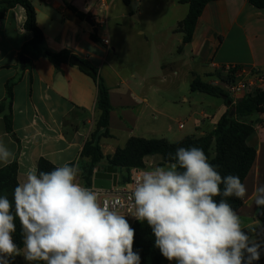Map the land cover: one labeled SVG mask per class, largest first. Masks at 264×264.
Listing matches in <instances>:
<instances>
[{
    "label": "crops",
    "instance_id": "1",
    "mask_svg": "<svg viewBox=\"0 0 264 264\" xmlns=\"http://www.w3.org/2000/svg\"><path fill=\"white\" fill-rule=\"evenodd\" d=\"M30 1L37 13V24L44 34L43 47L53 52L70 50L80 60L90 62L109 88L112 110L109 135L100 141L103 155L112 156L131 137L147 139V134H154L156 126L151 122L158 121L157 115L166 118L168 114L158 100L151 99L145 75H140L137 81H133L136 75L133 72L126 75L120 67L124 56L123 50L118 51V40L124 47L130 44L134 33L141 37L146 35L143 31L131 33V29L124 27V13L117 11L113 14L112 9L116 10L115 3L119 0ZM173 1L188 6L180 3V0ZM71 7L86 15V18L90 17L92 24L86 18L80 19ZM103 13L106 18L102 17ZM187 13V10L184 11L181 20ZM25 20L26 12L21 6L10 9L0 20V103L6 98L7 82L15 83L13 135L7 132L4 116L0 115V140L13 152L12 161H18L19 184L26 180L30 168L38 166L40 159H46L56 167L64 164L78 165V182L82 184V169L88 160L81 157V152L95 130L100 114L97 110V83L79 67L69 63L56 69L45 57L32 60L27 56V63H22V46L32 38V33L24 28ZM92 34L99 38L98 42L91 39ZM104 39L109 40V46L103 44ZM145 41L148 43L149 38L145 37ZM180 41L183 43V38ZM187 46L190 47L194 60L199 59L201 65L211 62V66L216 69L215 73H203L207 80L199 77L223 88L225 83L217 79V72L224 66H240L246 72H264V9L251 6L247 0L213 1L205 7L192 41L182 44L179 53L183 54ZM189 73L193 78L196 76L191 69ZM189 97L183 95L179 106L190 104L192 110L191 100L195 96L189 94ZM222 101L212 115L206 110L197 109L189 114L186 122H192L193 135H203L214 128L227 111V106ZM165 102L178 105L172 100ZM258 119H264V113L251 118L252 121ZM180 124L183 125L182 128ZM185 128L186 124L179 121L178 129L182 131ZM248 143L257 150V157L244 181L248 194L237 214L241 219L242 229H250L252 238L263 245L264 228L257 219L254 189L264 184V128L256 129ZM151 160L152 157L146 159V169L143 170L163 166L161 159ZM168 166L170 164L163 167ZM104 168L105 161L100 169L95 170L102 171ZM117 174L120 184L125 173L117 171ZM128 222L132 227L134 221ZM11 264L29 262L21 254Z\"/></svg>",
    "mask_w": 264,
    "mask_h": 264
},
{
    "label": "clouds",
    "instance_id": "2",
    "mask_svg": "<svg viewBox=\"0 0 264 264\" xmlns=\"http://www.w3.org/2000/svg\"><path fill=\"white\" fill-rule=\"evenodd\" d=\"M13 157L0 140V165L7 166ZM78 174V165L64 164L50 172L33 166L15 187L13 201L0 196V264H11L21 254L29 264H140L133 251L135 230L126 215L108 200L101 202L97 191L78 182ZM247 194L239 176L222 177L203 149L181 147L170 166L136 177L127 215L147 222L155 246L168 261L254 264L264 245L242 229L226 200L214 199L243 200ZM254 202L264 214V184L254 189ZM17 219L23 250L13 238Z\"/></svg>",
    "mask_w": 264,
    "mask_h": 264
},
{
    "label": "trees",
    "instance_id": "3",
    "mask_svg": "<svg viewBox=\"0 0 264 264\" xmlns=\"http://www.w3.org/2000/svg\"><path fill=\"white\" fill-rule=\"evenodd\" d=\"M213 1L219 0H180V3L188 4V13L183 20L178 22L176 29L183 34V44H188L192 41L198 21L205 7ZM124 2L127 5L129 4L128 0H124ZM247 2L257 9H264V0H247ZM17 6L25 9L26 20L24 28L32 33L31 40L22 46L21 54L32 60L45 57L56 69H60L62 64L69 63V59L72 56L70 50L64 49L59 52H53L43 47L44 34L37 24V13L30 0H0V20L6 16L10 9ZM71 8L80 19L86 18V15L78 12L73 7ZM91 39L95 42L99 41V38L94 34L91 35ZM181 49L182 47L179 51ZM83 62L97 73L93 76L91 73L80 68L81 71L89 75L97 83V110L100 113L96 121L95 130L81 152V157L88 160L82 169L81 180L83 186L88 188L93 187L95 169H100L103 161H105L106 167L110 166L117 169L119 173H125L120 184H128L133 169H146L145 161L148 157L161 156V165L171 164L174 162L176 150L181 147H198L203 149L209 162L217 166V171L222 177L236 175L244 183L257 157V150L249 145L248 139L256 131L255 125L257 123L256 121H252L251 118L264 113V89L253 88L242 96L236 104H233L225 88L221 85L206 82L199 76H194L190 85L192 92L222 98L227 106V111L219 118L213 129L206 131L203 135L194 134L186 136L175 143H171L166 139L131 137L123 147H118L112 156H104L100 141L103 137L109 135L108 126L112 110L109 88L99 75L97 68L86 60ZM241 69L240 66H236L229 72H225L222 69L217 72V79L224 83L234 81V74ZM14 84L12 81L7 82L6 98L0 103V115L4 116L6 130L11 135H13L12 105ZM18 168V161L16 159L7 166L0 168V196L6 195L10 201H13L14 189L19 184ZM37 168L39 171L50 172L56 166L46 159H40ZM179 170L183 171L182 169ZM221 188H223V185H221ZM214 199L217 202L221 199L226 200L236 212L244 204L243 200L235 197L217 196ZM257 219L264 228V214H260L257 211ZM15 223L16 232L13 234V238L17 246L23 249L21 225L18 219ZM132 228L135 230L133 251L139 254L140 264H176L175 261H168L161 254L159 248L155 246V236L146 221L136 220ZM243 230L252 238L250 229ZM263 261L264 246L261 248L260 260L254 262V264H261ZM31 264H46V262L33 261Z\"/></svg>",
    "mask_w": 264,
    "mask_h": 264
},
{
    "label": "rangeland",
    "instance_id": "4",
    "mask_svg": "<svg viewBox=\"0 0 264 264\" xmlns=\"http://www.w3.org/2000/svg\"><path fill=\"white\" fill-rule=\"evenodd\" d=\"M124 3L121 0L117 1L116 10L112 9L113 14L115 15L117 11L124 13L126 18L124 27L131 29V33L143 31L149 41L147 43L145 37L138 36L136 33L133 34V39L127 46L123 47L118 40V51L123 50L124 56L120 67L126 75L130 72L136 75L133 81H137L140 75H145L151 99L158 100L168 114L166 118L157 115L158 121L151 122L155 124L156 132L147 134V139H166L173 143L193 135L192 122H186L189 114L197 109L198 111L206 110L209 115H212L223 99L191 92L190 82L193 77L189 73L190 69L196 76L206 80L207 77L203 73L206 71L215 73L216 69L211 66V62L201 65L199 59L194 60L189 46L183 54L179 53L183 44L180 41L183 34L176 30L177 21L181 20L184 11H188V6L174 3L173 0H129L128 5ZM102 17L106 18V14L103 13ZM98 28L102 30V27L98 26ZM189 94L195 96V99H190L192 110L190 104L180 107L182 103L179 102L183 95L190 98ZM167 100L175 101L178 105L173 103L170 105L165 102ZM179 121L186 124V128L182 131L178 129ZM263 121L264 119L256 120L255 126ZM262 153L264 156V151ZM152 159L157 161L161 159V156H153ZM261 264H264V261Z\"/></svg>",
    "mask_w": 264,
    "mask_h": 264
},
{
    "label": "built area",
    "instance_id": "5",
    "mask_svg": "<svg viewBox=\"0 0 264 264\" xmlns=\"http://www.w3.org/2000/svg\"><path fill=\"white\" fill-rule=\"evenodd\" d=\"M102 24L104 22H101ZM103 44L106 46H109V40L104 39ZM214 67H216L213 64ZM236 66H224L223 69L227 72L234 69ZM234 81L226 82L225 83V90L230 96L232 103L236 104L239 99H241L242 96H244L247 92L251 91L253 88L258 89H264V72L262 71H252V72H246L243 69L238 70L234 74ZM180 127L182 128L183 125L180 124ZM264 128V121L256 126V129ZM99 170H95L97 173ZM145 170L142 169H133L131 171L130 176V182L128 184H118L115 187H112L111 189H96L92 187L91 189L94 191H97L99 194V199L101 202L104 200H108L110 204L115 205V208L117 211H119L121 214L126 215L127 220L136 221L134 217L131 215H127V209L132 204L131 200V192L132 187L134 184V181L136 177L142 173ZM118 201V203H117Z\"/></svg>",
    "mask_w": 264,
    "mask_h": 264
},
{
    "label": "water",
    "instance_id": "6",
    "mask_svg": "<svg viewBox=\"0 0 264 264\" xmlns=\"http://www.w3.org/2000/svg\"><path fill=\"white\" fill-rule=\"evenodd\" d=\"M86 21L92 24V21L90 20V17L86 18ZM20 60L22 63H27L28 58L24 55L20 56ZM69 64L79 67L83 69L86 72L91 73L93 76H95L97 73L89 66H87L83 60H80L76 56L72 55L69 59ZM225 99V97H224ZM118 185V174L117 169H114L110 166L104 168L102 171H98L94 175L93 180V186L96 189H111L112 187H115Z\"/></svg>",
    "mask_w": 264,
    "mask_h": 264
}]
</instances>
